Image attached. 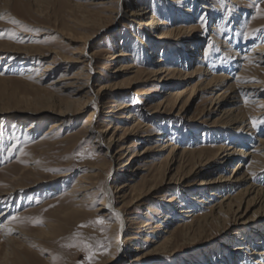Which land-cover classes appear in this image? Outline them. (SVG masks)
Segmentation results:
<instances>
[{
    "label": "bare ground",
    "instance_id": "obj_1",
    "mask_svg": "<svg viewBox=\"0 0 264 264\" xmlns=\"http://www.w3.org/2000/svg\"><path fill=\"white\" fill-rule=\"evenodd\" d=\"M150 1L133 0L131 4L130 0H100L95 4L99 6L96 8L97 11L86 8L87 14L95 15L97 19L116 10L117 6L121 13L125 9H130V17L135 20L137 31L141 33V37L144 36V40L127 30L120 43L126 46L127 50H122L119 56L106 46L95 49L90 55L89 47L93 34L89 33V36L84 35L79 40H74L75 48L69 56L65 57V62H68L66 68L71 69L77 65L81 67L74 68L71 74H63L55 84L50 85L51 89L43 88L44 106L56 111V116L52 118L54 122L44 136L49 140L58 129L70 128L79 115H82L89 105H93V110L90 111L80 129L83 135L87 136L88 143H94L93 146L104 150L107 155H111L115 148L120 149L121 158L125 156V153H131L129 162L120 168L117 175V178L125 176L129 180L116 188L111 176L106 174L103 186L104 198L100 204L102 207L97 210L98 214H103L105 219H110L114 225L119 226L121 232L125 231L129 215L123 210L124 208L130 210L140 206L148 213L150 212L147 215L151 217L154 209L144 203L155 190L167 183L179 185L191 177H204L200 188L189 191L185 200L170 201L166 211L159 213L162 216H159L160 220L157 222L153 223V218V221H141V217L132 220V229H142L139 233H142L143 237L140 239L136 237L134 234L137 231L130 235L129 242L139 243L134 245L136 255L126 259L124 264L141 262L143 258L139 255L148 252L146 245L149 243L155 245L151 250L152 254H155L158 251L167 250L174 240L199 235L209 227L218 228L222 230L221 232H226L231 226L240 229L243 227L240 219H245V225L248 227L244 229L247 233L243 235V230H236L231 238L236 240L244 236L240 243L233 247L230 246L233 242L231 240L228 243H222L223 247L218 252L214 250V254L197 259V262L191 264H264V185L261 183L264 178V132L254 128L257 119L264 118V40L255 42L243 55L240 54V49L234 51L235 49L227 46L231 36L239 35L234 34V28L239 24V15L242 16V14L240 12L237 15L234 14L236 13L234 5L231 7V4H227L230 8L226 9L227 13L221 18L216 15L209 16L212 10L208 0H190L186 6L179 4L180 0ZM232 3L234 4L233 1ZM90 5L93 6V4ZM163 6L167 7L168 12L162 10ZM200 9L205 10L204 23L218 20L220 25L227 26L224 37L219 36L218 28L212 29L207 50L202 53L199 48L203 36L199 32L194 34L196 27L190 22L196 18ZM192 32H194L193 38H188L187 35ZM135 43L142 46L144 50H136L133 46ZM212 43L217 44L218 50L213 53L217 55L212 53L208 55ZM221 48L226 49V54L221 51ZM140 52L141 60L151 66L148 73L134 62L135 59H139ZM165 53H169L170 57H167ZM36 55L37 58L27 61L31 65H24L23 71L30 73V71L44 68V72H48L57 69L55 59L53 62L42 65L47 57L43 52ZM222 55L228 60L227 65L221 69L220 74H217L215 73L216 64L221 58L218 61V56ZM153 59L158 60L153 63ZM232 59L236 62L234 63ZM101 60L110 66L118 61L120 64L115 72V83L96 91L92 74L98 70ZM192 64L193 69L189 73L186 70ZM238 68H240L239 74L234 75V70ZM29 77L31 75H28ZM146 77H148L147 82L151 81L153 89L158 91L156 92L158 94L152 95L159 96L163 89L168 90L164 98L147 105L148 112L143 110L142 106L152 96L142 90L133 92L140 98L139 105L136 106L137 110L133 111L132 100L124 102L126 99H131L129 93L127 95L113 93L106 107L100 105L101 97L106 91H110L112 86L115 92L124 85H134L144 81ZM45 83L46 79L38 82L41 87ZM220 88L222 91L218 90ZM197 97L205 98L204 100L209 102L206 111L209 117H216L213 124H224V126L216 125L217 132L205 129L207 122H197L190 129L186 128V132L180 130L182 134H179V128L176 127H172L170 132L169 129L164 133L159 130L151 133L153 123H147L143 117H149L150 122L155 123L156 119H163L160 117L169 111L186 110ZM164 121L167 120L164 119ZM97 123L103 126L108 123L107 131L103 133L97 130ZM38 124L41 123L38 122ZM39 129L40 125L33 122L29 125L28 132H38ZM189 130L195 135H191ZM109 132L113 134L108 138L106 135ZM154 137L156 138L152 141ZM163 137H172V139L165 140L163 143L161 139ZM131 138L136 139L132 144ZM139 141L147 142L142 151L138 150L137 145L141 143ZM161 141L162 144H159ZM196 141L202 143L208 141L215 145L213 149L209 147L200 152L190 151L187 143L190 142V146H195ZM72 142L77 143L76 138H73ZM252 143H254L252 149L246 151ZM205 150L211 153L204 156ZM144 156L147 157L142 160L143 165L135 168V161ZM214 170L220 171L217 176H212ZM135 177H139L138 180ZM95 184L93 180L88 179L87 175H81L76 184L68 189L67 196L70 195L71 202L68 203L66 212L75 216L86 210L93 203L97 185ZM120 203L123 204V208L118 207ZM172 222L175 223L173 226ZM0 225V233L6 238L7 245L11 247L12 255H17L19 262H24L23 260L31 262L32 260H28L22 254L24 242L27 241L24 235L29 233L11 225L10 220H4ZM46 226L36 235L40 241L51 240L54 237L52 225ZM257 229H261V233ZM150 236L154 238V241L150 240ZM221 237H225V234ZM118 253H125L122 245L118 246ZM56 264H64V262L59 259Z\"/></svg>",
    "mask_w": 264,
    "mask_h": 264
},
{
    "label": "rangeland",
    "instance_id": "obj_2",
    "mask_svg": "<svg viewBox=\"0 0 264 264\" xmlns=\"http://www.w3.org/2000/svg\"><path fill=\"white\" fill-rule=\"evenodd\" d=\"M132 1L130 0L131 4ZM208 1L212 10L209 16L224 17L227 13L226 9L230 8L227 4H231V7L234 5L236 11L234 14L237 15L239 12L242 14V16L239 15V24L235 25V32L233 31L234 34L238 33L239 35L237 37H233V35L227 41V46H230L231 49H235L234 51L240 49V54L243 55L255 42L264 40V25H262L264 24V0ZM97 2H100V0H0V224L4 220H10L11 225L29 233L24 235L27 241L24 242L25 246H23L22 254L28 260L33 261L23 260L24 262H19L17 255H12V252H10L11 247L7 245L6 238L0 233V264H56L59 259L63 260L64 264H124L126 259L136 255L134 251L136 246L134 245L139 243L136 241L129 242L130 235L137 231L134 235L139 239L143 237V234L139 233L142 229H132V220L141 217V221L148 222L154 219L153 223L157 222L160 220L159 216H162L159 213L165 212L169 203L173 202L174 199L185 200L189 191L198 190L202 184V179H204L203 176H200L201 178L198 176L196 178L191 177L185 179L179 185H168L167 183L159 187L144 203L153 207L154 212L151 217L147 215L150 212L148 213L140 206L130 208V210L124 208L123 210L128 212L129 215L127 216L125 231L121 232L119 226L114 225L112 220L105 219L103 214H98L97 210L102 207L100 204H102L104 198L103 186L106 174L111 176V180L113 179L115 183L113 185L116 188L129 180L125 176L117 178V175L120 168L129 162L131 153H125V156L121 158V155H119L120 149L115 148L111 155H107L104 150L93 146L94 143H88L87 136L83 135L80 129L90 111L93 110V105H89L86 111L75 120V123L70 125V128L58 129L49 140H47L48 137L45 138L44 135L48 132L49 126L54 122L52 118L56 116V111L44 106L43 96L45 92L43 88L51 89L50 85L55 84L63 74H71L75 70L74 68L81 67V65H77L71 69L66 68L68 62H65V57L69 56L72 49L75 48L73 41L79 40L90 33L93 34L91 36V46L89 47L90 55L95 49L106 46L111 49V52L119 56L122 50H127L126 46L120 45L127 30L139 37L142 36L137 31L134 24L135 20L130 17V9H125L121 13L122 11L117 6L116 10L105 14L103 18H98L99 20L95 15L89 16L86 8L97 11L96 8L99 7L95 6ZM189 2L190 0H180L179 4L186 6ZM90 4H93V6ZM194 5L198 6V4ZM163 7L162 10L166 12L167 7ZM204 12V9H200L196 18L190 21L191 25L196 27L194 28L196 32L187 35L188 38H193L192 36L199 32L203 36L199 48L201 53L207 50V42L214 27L218 28L219 36H223L227 32V26L220 25L218 20L204 23ZM12 20L18 21V23H11ZM141 38L143 39L144 36ZM133 46L136 50H144L138 43ZM221 49L226 54V49ZM217 50V44L211 45L208 55L215 53ZM41 52L47 57L42 65L50 61L53 62L55 59L57 69L48 72H44V68L30 71V73L29 71H23L24 65H31L27 61L37 58L36 54ZM165 54L170 57L168 56L169 53ZM219 58L220 62L216 64L217 71L215 73L217 74H220L221 69L227 65L228 61L224 55L218 56V61ZM141 59L140 52L139 59H135L134 62L148 73L151 66ZM157 60L154 61L153 59V63H156ZM232 61L236 62L233 59ZM119 64L120 61L110 66L104 60L99 61L98 70L95 74H92L96 91L115 83V72ZM259 64L261 65L262 62ZM191 69H193V64L186 71L190 73ZM239 71L240 68L235 69L234 75L239 74ZM24 72L26 73L24 74ZM28 75H31V77L28 78ZM42 75L44 76L42 78L46 79V83L41 87L38 82L43 80ZM147 78L134 85H124L121 89H116L115 92H113L112 86V89L106 91L101 97L100 105L106 107L107 101L113 93L119 95L129 93L131 99H126L124 102L132 100L133 111L137 110L136 106L139 105L140 98L134 95L133 92L134 90H142L152 96L142 106L143 110L145 109L148 112L149 104L164 98L168 90L163 89L159 96L152 95L158 94L156 93L158 91L153 89L151 81L147 82ZM218 90L222 91V88ZM204 99L197 97L186 110L169 111L160 117L163 119H156L155 123L150 122L149 117H143L144 121L153 123V129H150L151 133L157 130L164 133L169 129L170 132L172 127H176L179 128V134H182L183 132H180V130L186 132V128L190 129L197 122H207V128L205 129L217 132L216 125L219 126L220 124H213L216 117H209L206 111L209 102ZM164 119L167 121H164ZM99 121L102 123L100 119ZM261 121H264L263 117L257 119L254 128L261 129L264 132V123H260ZM33 122H37L40 129L38 132L30 133L28 132L29 125ZM38 122L41 124H38ZM114 123L116 122L114 121ZM107 124L105 123L103 126L97 123V130L103 133L106 132ZM220 126H224V124ZM189 133L191 134L190 130ZM112 134V132H109L106 136L109 138ZM191 135L194 136L195 134ZM72 137L76 138L77 143L72 142ZM161 139L164 143L165 140H171L172 137ZM135 141L134 138L130 139L131 144ZM206 142L196 141L195 146H190V142L187 144H189L190 151L196 150L199 152L215 145ZM139 143L140 145H137L138 150H144L147 142L139 141ZM160 143L162 144V141ZM253 145L254 143L247 147L246 151H250ZM204 153H206L204 156H207L211 152L205 150ZM145 157L147 156L140 157L135 161V168L143 165L142 160ZM144 172L141 173L148 175ZM219 172L214 170L213 175H211L217 176ZM81 175H87L88 179L93 180L97 185L95 184L93 203L86 210L74 216L66 212L67 205L71 202L70 195L67 196V194L68 189L76 184ZM138 178L135 177L137 180ZM13 179L14 181H12ZM261 183L264 185V178ZM189 184L191 187H189ZM118 207L123 208V204L120 203ZM13 217L17 219L14 220ZM36 218L42 220V224H35L34 220ZM98 220L104 222L102 224L97 223ZM242 220H239L243 223V227L240 229L231 226L226 232H221L222 230L218 228L209 227L199 235L186 238L180 237L174 240L167 250L158 251L155 254L151 252L155 245L149 243L146 245V249L151 253L140 254L139 256L143 258L142 261L133 264L195 263L197 259H203L205 256L214 254V250L218 252L223 247L222 243L230 242L236 230H243V235H245L247 230L245 231L244 228L248 225H245V219ZM174 222L171 223L172 226L175 224ZM47 224L52 225L54 237L51 240L42 239L40 241L36 235L39 234L40 230L46 228ZM82 225L84 226L82 227ZM257 230L261 233V229ZM224 234L225 237H221ZM243 237L240 236L236 240H231L233 242L230 246L233 247L240 243ZM28 238L30 239L28 240ZM152 238L150 236V240L154 241V238ZM119 245H122L124 254L118 253Z\"/></svg>",
    "mask_w": 264,
    "mask_h": 264
},
{
    "label": "snow or ice",
    "instance_id": "obj_3",
    "mask_svg": "<svg viewBox=\"0 0 264 264\" xmlns=\"http://www.w3.org/2000/svg\"><path fill=\"white\" fill-rule=\"evenodd\" d=\"M11 23H14V24H15V23H18V21L12 20ZM260 123H264V121H261ZM13 219L15 220V219H17V218H16V217H13ZM103 222H104L103 220H98V221H97V223H101V224H102ZM34 223H35V224H42V220H40L39 218H36V219L34 220ZM83 226H84V225H82V227H83Z\"/></svg>",
    "mask_w": 264,
    "mask_h": 264
}]
</instances>
